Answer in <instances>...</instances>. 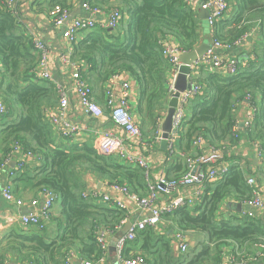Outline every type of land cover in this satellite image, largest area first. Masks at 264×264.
<instances>
[{
  "label": "trees",
  "instance_id": "16d2710c",
  "mask_svg": "<svg viewBox=\"0 0 264 264\" xmlns=\"http://www.w3.org/2000/svg\"><path fill=\"white\" fill-rule=\"evenodd\" d=\"M5 2L0 0V97L7 113L0 118V162L15 142L23 152L36 156L39 164L33 170L41 175L36 185L50 188L59 199L65 223L61 246L76 250L83 260L98 261L102 252L95 241V227L102 224L116 230L125 213L96 198H84L82 172L98 174L105 185L117 182L128 186L131 192L144 195L145 171L99 153L92 137L76 142L54 134L44 112L47 106L58 101L57 90L52 82L35 79L37 55L33 39L22 31L17 10L16 13L9 10ZM68 2L52 0L49 9L56 6L66 9ZM89 3L106 11L119 8L123 16L115 29L96 25L84 32L72 44L70 59L84 63L95 82L104 83L118 72L134 80L144 134L153 135L156 118L163 114L169 95L170 64L162 53L161 40L169 39L182 51H190L205 39L234 44L258 28L262 49L252 48L244 62H237L234 74L197 67L203 76L195 74L192 79L199 85L200 93L187 105L188 119L180 130L179 146L190 153L192 139L198 134L210 144H237L232 127L237 123L239 105L247 103L254 108V117L238 137L259 142L264 157V0H228V12L215 22L212 32L206 27V21L203 24L195 14L194 7L184 0H89ZM179 161L175 157L172 162L164 163L168 179H177L183 172ZM12 169L13 177L23 174L20 172L23 169ZM204 184L201 202L194 207L185 205L165 218L174 230L201 232L205 239L176 255L172 234L147 227L127 242L126 255L139 245L142 255L148 256V264H221L224 244L238 248L231 252L236 259L260 253L264 249V217L244 216L234 210L230 215L217 212L225 197L233 195L239 200L251 197L244 170L232 164L221 179ZM36 235L32 238L34 244L23 247L33 252L50 250L53 256L54 243H47L40 234Z\"/></svg>",
  "mask_w": 264,
  "mask_h": 264
},
{
  "label": "built area",
  "instance_id": "2783aa9c",
  "mask_svg": "<svg viewBox=\"0 0 264 264\" xmlns=\"http://www.w3.org/2000/svg\"><path fill=\"white\" fill-rule=\"evenodd\" d=\"M185 3L194 7L199 3L200 8L208 11V17L205 19L206 25L212 32L215 22L221 19L228 12V0H184ZM19 0H6L5 6L16 13ZM81 8L85 11L84 15L72 16L68 8L62 9L58 6L50 11V17L54 27L62 31L65 40L73 44L80 36V32L89 31L98 25L101 28L115 29L120 22L123 14L119 8L104 10L101 7L92 6L89 0L81 3ZM95 16L101 17L97 20ZM253 32H248L242 40ZM33 39L34 50L37 55L36 66L33 70L35 79L47 80L54 84L58 101L55 109L45 110V116L49 121L54 134L60 139H69L75 141L79 134L91 131L87 125L76 123L71 120L69 107L70 98L76 99L77 106L85 113H89L95 118L103 113L93 95L92 88L83 75L82 66L70 59V54L60 55L62 65L59 66V72L65 82L63 84L54 83L52 75V58L46 42L40 39ZM241 40V41H242ZM241 41L234 44L220 42L216 39L209 40L210 46L204 54L192 65V70L199 66L217 70L224 74H234L237 71V60L234 54L227 55L226 52L233 51ZM162 53L170 64V73L168 78V93L174 90V82L181 64L179 60L182 51L177 44L168 40L160 41ZM130 78L124 72L112 74L103 87V98L105 107L113 124L119 128L121 135H117L112 130H97L92 132L96 150L104 155H111L124 163L140 167L145 171L146 193L140 195L137 192H131L128 186L111 182L106 184L107 190L100 192L94 187L84 188L82 196L84 198H96L102 202L116 206L124 211L125 216L117 226L120 228L125 222H130L128 230L115 242V259L117 264H148L147 259L142 254L126 255L127 242L134 240L137 232L151 227L155 231H161L165 215L171 214L177 209L189 205L196 206L201 202L204 194V183L213 182L221 179L229 170V163L224 158L225 144H210L201 135H195L192 139V146L196 149L194 153H187L177 147V139L180 130L188 119V103L190 99L200 93V87L189 75L188 86L181 91L177 97V104L171 119V129L165 138L166 149L164 154V163L171 162L177 157L182 162L183 172L177 179H168L164 171L156 177L151 178L150 166L145 153H140L142 149H147L153 142L162 140L161 124L165 116L166 108L160 117L156 118V127L149 141L143 139V131L139 122L131 110L130 100L133 97L134 90ZM169 98V95H168ZM167 98V99H168ZM7 113L5 104L0 97V118ZM254 117V108L248 107L244 119L241 122L243 129H247ZM233 136L238 138L240 127L238 121L232 127ZM257 158H262V147L257 141H250ZM34 155L31 152H23L18 143H14L7 156L0 162V174L13 161L18 170L23 168L25 163ZM246 184L251 188V197L244 200L243 204L252 208L241 209V214L249 217H257L256 211L264 213V194L261 187L253 175L246 177ZM189 189V190H185ZM0 195L7 202L22 203V200L13 196L9 184L0 186ZM120 196H124L125 200ZM58 199L57 194L50 188L41 186L38 198H33L29 202L28 212L21 214L19 220L24 226H35L44 228L52 216V208ZM135 215L133 220L130 217ZM108 228L104 227L95 233L97 247L104 252L107 249L106 235ZM172 246L179 252H185L188 249V232L182 230H173ZM75 253L69 252L65 257V264L72 259ZM262 264H264V249L260 253ZM257 256L244 255L236 259L231 254L223 256L221 264H251ZM83 264H91L88 260H83Z\"/></svg>",
  "mask_w": 264,
  "mask_h": 264
},
{
  "label": "crops",
  "instance_id": "0c3cea01",
  "mask_svg": "<svg viewBox=\"0 0 264 264\" xmlns=\"http://www.w3.org/2000/svg\"><path fill=\"white\" fill-rule=\"evenodd\" d=\"M83 1L84 0H70V2H68L69 7L67 8L72 16H81L85 14V11L81 8V3ZM51 2L52 0H19L17 4V13L21 22L22 31L25 34L29 35L31 38L40 39L46 42L52 58V75L54 83L63 84L65 82V79H63L58 70L59 66L62 65L60 55L68 53L71 54L72 44L65 40L62 31L54 27V24L50 17L51 9H49V7L51 6ZM194 10L196 12L195 14L202 19V23L204 24L205 19L202 18L201 15H204L205 13L201 11L199 3L194 4ZM95 17L97 20L101 19V17L99 16ZM84 32L86 31L80 32V36L82 34L84 35ZM254 47L259 50H261L263 47V42L261 39V35L258 32V28H255L250 35L246 36L240 42V44L235 47L233 51L226 52V54H234L237 62H244L247 59V54L251 52L252 48ZM79 64L81 66L83 65V75L86 76L85 78H87V82L92 87L94 97L102 107L103 113L99 117L95 118L89 113L83 112L78 108L76 99L71 96V104L69 107L71 120L76 123L87 125V127L91 131H94V129H97L99 131L112 130L117 135H121V131L117 126L113 124L109 117L107 108L105 107L103 98V87L105 82H95L94 75L90 76L91 73L89 70H87V66L84 65V63ZM191 74L192 77L195 74L198 76H203L202 71H198V68L192 70ZM129 80L131 81V85L134 90L133 97L130 100L131 110L133 115L135 116V119L139 122L140 125H142L137 104V85L133 79L130 78ZM167 101L168 99H166V102ZM56 105L57 101L55 104L47 106L45 110H53L55 109ZM248 107L249 106L247 105V103H242L239 105L236 111V119L238 121V126L240 127V132L243 131L241 122L244 119L245 112L247 111ZM10 118H12V116L7 119ZM91 131L79 134L75 141L83 142L92 137V143L94 144ZM142 134L143 139L146 141H149L152 137L151 133ZM179 145L180 144L178 137L177 147L181 149ZM182 151L187 152L185 150ZM188 152L194 153L196 152V149L192 146L188 150ZM223 152L225 161L227 163H229L230 165L238 164L244 170L245 179L248 175H253L256 178V181L261 187L262 193L264 194V157L257 158L255 156L254 149L251 146L250 141H248L245 136H239L237 144L225 146ZM140 153H145V159H147L150 166V171L152 173L150 180L156 177L160 172L164 171L165 152L162 149L161 143L159 141L153 142L147 149H142ZM237 156H240V158H238ZM35 157L36 156H33L29 161L25 163V165H28L25 168L24 165V169H20H23L22 171H20L23 174H20L18 177H13L14 174L10 172L13 170L12 168L17 169V167L13 164V161L5 170H2L0 174V186L2 184H9L13 196L22 200V203L20 204L7 202L0 195V264H65V257L68 256L69 252L71 251H73L75 255L72 259L68 260V264H83V258L76 250H67L66 245L61 246L60 236L63 232V226L65 223L64 218L61 215L60 203L58 201L59 199L55 201L52 208V216L50 218V221L44 228L40 229L35 226H24L19 220L21 214L29 211V202L33 198H38L39 196L40 187L36 185V182L37 179L41 177V175H37L33 170V167L39 164ZM177 160L179 161L178 158ZM82 180L84 182V188L94 187L100 192H105L107 190V187L104 184L102 178H100L99 175L95 174L94 172H82ZM120 198L125 200L124 196H120ZM244 200H248V198L239 200L233 195L225 197L219 203L217 212H221L224 215H230L234 210L241 214V209H249L254 213L252 208H249L247 205L243 204ZM238 204H240L239 211L237 209ZM256 213L258 216L264 217V213L262 211H256ZM134 216L135 215H132L130 217V220H133ZM126 223L127 222L122 224L120 228L116 227V230L108 228V234L106 235V241L108 245L107 249L102 252V256L98 261L90 260L91 264H117V261L115 259V249L110 250V248H114L116 239L118 237V232L124 227ZM101 228H104L102 224L96 226L93 231L94 234ZM173 230L174 228H172L170 221L165 218V221L163 222L161 227V231H158V233H166L170 235L171 233H173ZM89 233L90 227L86 228V234L88 235ZM36 234H40V237L44 239L45 242L54 243L52 244V246L54 247L53 256L51 255L50 250L46 252H33L32 250L23 247L30 243L34 244L32 238L34 236H37ZM191 235L195 236L194 241L190 240ZM188 236V248H192L199 240L205 239V235L201 232H190L188 233ZM230 247L231 246L227 244L223 245L226 254H231V252L234 251V248L235 251L238 249L236 246H234V248ZM141 249L142 248L137 245V248H131V250L129 251V255L142 254L143 251ZM173 249L176 255L180 253L176 250V248L173 247ZM260 253H257L256 260L251 264H262Z\"/></svg>",
  "mask_w": 264,
  "mask_h": 264
},
{
  "label": "water",
  "instance_id": "95a60500",
  "mask_svg": "<svg viewBox=\"0 0 264 264\" xmlns=\"http://www.w3.org/2000/svg\"><path fill=\"white\" fill-rule=\"evenodd\" d=\"M201 11L205 13L204 15H201V17L206 19L208 17V11L202 8ZM209 46H210L209 40L205 39L202 42H200L194 49L190 51H184L179 55V60L181 64L178 68V72L174 82V90L169 92V98L166 104L165 116L161 124V129L163 132H162V140L160 141V143L163 150L166 149L165 138L167 136V133L171 129V119L175 106L177 104V97L179 93L181 91H184L188 86L189 75L192 71V65L198 60V58H200L204 54V52L209 48ZM237 209L238 211L240 210V204L237 205ZM129 226H130V222L128 221L124 225V227L118 232V237L122 236L128 230ZM113 249L115 248L113 247L110 248V250Z\"/></svg>",
  "mask_w": 264,
  "mask_h": 264
},
{
  "label": "rangeland",
  "instance_id": "374dc122",
  "mask_svg": "<svg viewBox=\"0 0 264 264\" xmlns=\"http://www.w3.org/2000/svg\"><path fill=\"white\" fill-rule=\"evenodd\" d=\"M59 201V200H58ZM190 240L194 241L195 240V236L194 235H191L190 236ZM195 244V243H194Z\"/></svg>",
  "mask_w": 264,
  "mask_h": 264
}]
</instances>
